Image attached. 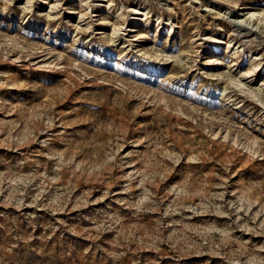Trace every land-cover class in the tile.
Here are the masks:
<instances>
[{
	"label": "rangeland",
	"instance_id": "obj_1",
	"mask_svg": "<svg viewBox=\"0 0 264 264\" xmlns=\"http://www.w3.org/2000/svg\"><path fill=\"white\" fill-rule=\"evenodd\" d=\"M0 264H264V0H0Z\"/></svg>",
	"mask_w": 264,
	"mask_h": 264
},
{
	"label": "bare ground",
	"instance_id": "obj_2",
	"mask_svg": "<svg viewBox=\"0 0 264 264\" xmlns=\"http://www.w3.org/2000/svg\"><path fill=\"white\" fill-rule=\"evenodd\" d=\"M111 9V7H109ZM217 10H220L222 12L221 7L217 8ZM229 13L228 11H225L224 14ZM135 14H140V11H136ZM121 15V14H120ZM251 18H253L252 16L246 19H241L240 17L236 16V17H228V19H232V21L234 22V25L237 27V31L240 33L241 31H243L244 29H247L244 25H251ZM164 22L160 21L159 24H163ZM253 26V25H251ZM119 32V30L114 29L113 33L114 35H117ZM175 33V29L173 27V25L171 24L170 26V35ZM231 42L229 44H224L222 42H215L211 47L207 48V50H209L208 53H212L213 55H217L220 54L221 52H227L229 47L231 46ZM257 69V67H255ZM248 73H245L243 75H241V78H248L249 76L247 75ZM242 85V83H240ZM220 136V135H219ZM253 145V144H252ZM253 148V147H251Z\"/></svg>",
	"mask_w": 264,
	"mask_h": 264
}]
</instances>
